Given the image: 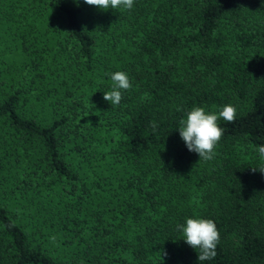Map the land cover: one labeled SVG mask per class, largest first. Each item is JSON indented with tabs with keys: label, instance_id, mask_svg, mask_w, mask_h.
<instances>
[{
	"label": "trees",
	"instance_id": "trees-1",
	"mask_svg": "<svg viewBox=\"0 0 264 264\" xmlns=\"http://www.w3.org/2000/svg\"><path fill=\"white\" fill-rule=\"evenodd\" d=\"M226 104L199 160L180 122ZM261 145L264 0H0V264H264ZM187 218L215 222V258Z\"/></svg>",
	"mask_w": 264,
	"mask_h": 264
},
{
	"label": "clouds",
	"instance_id": "clouds-1",
	"mask_svg": "<svg viewBox=\"0 0 264 264\" xmlns=\"http://www.w3.org/2000/svg\"><path fill=\"white\" fill-rule=\"evenodd\" d=\"M79 2V0H75ZM90 6H95L102 10L109 8L132 9L134 0H84ZM112 90L104 92L103 99L111 105H119L123 98V91L132 88L129 76L124 71H116L111 74ZM237 116V109L231 104H226L218 112H207L203 107H194L180 122L179 133L189 151L198 154L199 160L210 161L214 158L218 142L224 135V129L219 126L218 121L223 119L228 123H234ZM153 130H156L155 122L151 123ZM259 155L264 158V145L256 149ZM259 170L264 173V167H252L253 172ZM182 232L185 242L194 248L199 249L198 260L205 261L215 258L216 248L220 240V233L212 219L187 218L185 224L177 225ZM53 241L55 238H52ZM166 255V253H164ZM162 260V256H161Z\"/></svg>",
	"mask_w": 264,
	"mask_h": 264
}]
</instances>
